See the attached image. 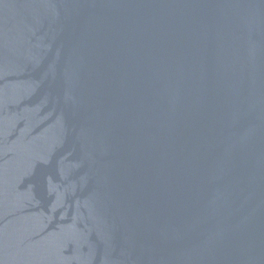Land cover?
<instances>
[{"label": "water", "instance_id": "95a60500", "mask_svg": "<svg viewBox=\"0 0 264 264\" xmlns=\"http://www.w3.org/2000/svg\"><path fill=\"white\" fill-rule=\"evenodd\" d=\"M0 264H264V0H0Z\"/></svg>", "mask_w": 264, "mask_h": 264}]
</instances>
